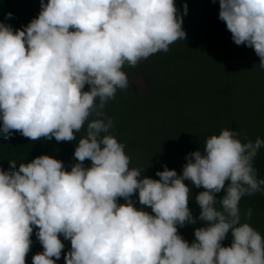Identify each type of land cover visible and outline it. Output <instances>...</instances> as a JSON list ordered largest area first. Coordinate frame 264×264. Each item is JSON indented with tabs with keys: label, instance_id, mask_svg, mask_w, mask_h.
<instances>
[{
	"label": "clouds",
	"instance_id": "obj_1",
	"mask_svg": "<svg viewBox=\"0 0 264 264\" xmlns=\"http://www.w3.org/2000/svg\"><path fill=\"white\" fill-rule=\"evenodd\" d=\"M40 8L27 26L0 22V133L71 142L86 122L87 130L70 171L49 155L0 168V264H26L34 227L43 251L32 264H56L61 235L71 243L65 264H264V237L241 223L239 208L264 191L253 166L264 140L242 142L223 129L187 154L182 174L165 166L155 180L130 169L124 145L108 134L103 109L128 86L123 67L186 39L175 0H40ZM219 19L264 69V0H219ZM186 180L204 189L198 218ZM137 192L151 214L134 207ZM197 220L206 225L189 243L178 228Z\"/></svg>",
	"mask_w": 264,
	"mask_h": 264
},
{
	"label": "rangeland",
	"instance_id": "obj_2",
	"mask_svg": "<svg viewBox=\"0 0 264 264\" xmlns=\"http://www.w3.org/2000/svg\"><path fill=\"white\" fill-rule=\"evenodd\" d=\"M175 2L183 16L186 39L177 40L167 52L153 54L135 67L125 65L122 70L127 74L128 86L118 89L103 109L104 118L112 120L108 134L124 145L129 168L138 169L141 178L159 180L156 173L165 166L182 174L187 154L201 150L208 137L219 135L223 129L236 132L242 142H254L257 137L264 140V69L259 65L260 58L252 48L236 45L228 30L224 35L219 32L220 24L226 27L219 21V0ZM40 10V0H0V22L18 29L27 26ZM7 13L12 17L8 18ZM95 118L93 114L89 121ZM86 130L87 122L71 142H57L55 138L31 141L19 132L6 140L0 133V168L7 171L10 162L18 168L21 163L49 155L70 171L78 162L74 151ZM253 166L257 179H264V147L258 151ZM185 184L191 188L188 206L193 217L198 218L201 209L196 195L204 189L191 186L187 180ZM216 195L219 198L224 192ZM131 200L138 210L151 214L150 207L139 203L138 192ZM117 202L126 203L123 198ZM216 206L220 207L219 199ZM239 208L241 223H248L264 237V191L242 197ZM249 208L250 219L246 216ZM205 225V221L197 220L196 224L179 227L178 232L192 243L194 230ZM37 231L34 227L26 264H32L33 256L43 251ZM60 239L65 247L56 264H65L64 255L70 251L71 243L62 235ZM231 243L229 234L222 245Z\"/></svg>",
	"mask_w": 264,
	"mask_h": 264
},
{
	"label": "trees",
	"instance_id": "obj_3",
	"mask_svg": "<svg viewBox=\"0 0 264 264\" xmlns=\"http://www.w3.org/2000/svg\"><path fill=\"white\" fill-rule=\"evenodd\" d=\"M221 22V20H219ZM226 27L223 24H220L219 26V32L224 35L225 34ZM226 38V37H225Z\"/></svg>",
	"mask_w": 264,
	"mask_h": 264
}]
</instances>
